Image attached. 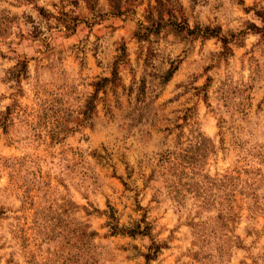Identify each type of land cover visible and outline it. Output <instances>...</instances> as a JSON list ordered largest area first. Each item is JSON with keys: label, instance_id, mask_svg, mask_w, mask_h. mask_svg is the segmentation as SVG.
<instances>
[{"label": "rangeland", "instance_id": "374dc122", "mask_svg": "<svg viewBox=\"0 0 264 264\" xmlns=\"http://www.w3.org/2000/svg\"><path fill=\"white\" fill-rule=\"evenodd\" d=\"M72 3L79 7L78 0ZM29 4L45 20L57 21L55 26L48 25L49 32L57 35L40 39L42 33L25 36L21 30L20 44L26 39L39 41V57L18 54L16 68L9 70L11 76L4 81L14 80L18 87L12 105L0 114V264H264V130L259 120L247 118L249 112L257 116L264 112V95L253 104L254 88L247 89L248 103L237 109L244 113L243 123L236 124L234 117L232 123L220 117L217 140L203 133L189 134L192 125L199 122L201 109L211 108L215 73L223 72L233 58L238 64L258 63L256 54L241 56L239 47L234 46L218 57L210 55L209 66L200 69L204 87L193 91L189 98L192 106L182 119L175 123L169 116L159 119L148 140L142 141L147 146L151 138L164 135L165 142L173 144L163 154L157 153L149 161L155 167L146 170L139 157L137 167L130 163L135 145L127 144L130 135L117 136L123 130L117 124L115 108L109 109L112 118L107 124L90 120L100 121L105 116L104 108L121 91L127 77L136 80L146 72L143 57L147 37L137 41L133 34L139 23L143 24L137 19L140 9L152 14L151 0H126L122 14L103 15L92 21L69 16L56 3L51 6L60 15L47 12L35 0H14L12 7L22 9ZM22 22L34 23L27 13L0 12V38L6 40ZM81 24L87 35L78 45H69L67 52L54 47L55 41L77 37ZM220 31L222 28L200 33L198 29L193 34V54L197 45L210 43ZM106 41L120 52V46H125V52L114 63L107 58ZM8 46L16 53L11 44ZM54 55L57 63L65 65L60 72L62 83L26 92L29 65L36 61L55 72ZM0 58L12 59L4 53ZM70 66L79 69L78 76H87L82 83L94 90L90 98L80 94L87 103L79 109L68 106L79 91V85L68 80ZM184 70L185 63L181 62L168 77L161 95H167L172 81ZM142 85L147 96L151 85L146 75ZM123 99L120 97L121 102ZM164 108L167 110L168 104ZM213 115L214 110L209 118ZM120 139L125 140L123 146ZM155 184H162L168 199L182 209L191 206L188 216L178 218L177 225L160 243L150 235L154 225L133 236L112 233L110 223L119 229L125 215L129 222L136 223L137 213L142 221L158 213V207L153 206L167 202L158 195H152L147 207L141 202ZM84 187L88 190L81 191ZM166 215L167 210L155 217L156 222ZM193 215L195 219L190 218ZM142 235H149L153 241L147 252L139 243Z\"/></svg>", "mask_w": 264, "mask_h": 264}, {"label": "clouds", "instance_id": "9594fccd", "mask_svg": "<svg viewBox=\"0 0 264 264\" xmlns=\"http://www.w3.org/2000/svg\"><path fill=\"white\" fill-rule=\"evenodd\" d=\"M14 0H0V12H7L9 15L13 13H27L32 17L34 23L22 22L20 27L14 29V32L6 40L0 38V53H4L12 59L0 58V114L6 113L13 103L14 93L17 85L14 80L8 83L4 81L11 76L10 69H15L18 63L19 55L27 54L28 57L37 56V51L41 45L39 41L33 43L31 40H25L19 43V33L21 30L25 36L31 33H42L40 39L57 35L55 32H49V23L53 26L57 21L52 19L45 20L40 13L31 4L24 8H13ZM36 4L44 8L47 12L60 15L58 9L51 5L56 3L63 8V11L69 16H80L83 19L95 20L103 15L115 14L118 9L126 10V0H78L79 7H76L72 0H35ZM152 2V20H145V11L140 9L137 19L143 20L142 35L147 37L146 48L144 51V61L147 66L146 72H142L139 79L133 80L131 76L127 77L122 86L121 91L114 95L104 108L105 116L100 121H91L90 123L107 124L112 118L110 108H115L117 124L121 126L122 132L117 133L118 137L130 135L132 139L127 140V144L135 145L131 154L130 163L133 167L138 165V157L143 159L145 169L155 167L149 161L156 157L157 153L163 154L173 147L171 141L165 142L164 135H158L151 138L150 143L145 146L142 141L148 140V134L152 131V126L161 118L169 116L172 122L182 119L185 110L192 105L189 98L195 89H203L205 80L200 79L203 73L201 67L209 66V57H218L227 49L236 46L240 49L241 56L248 53L250 56L256 54L258 63L244 64L242 61L237 63V59L233 58L229 65H226L223 72L215 73L216 82L212 88V105L211 108L201 109L198 115V123H194L189 130V134L196 136L203 133L204 136H211L213 140L218 137L215 134L219 129L216 127L220 117H224L232 123L235 118L236 124L243 123V112L237 109H243L248 103L246 96L249 94L246 90L250 87L254 88L251 93L253 96L252 103L258 104L260 97L264 95V0H151ZM164 13L163 23L166 27L160 30L159 35L154 31L149 32L152 23L161 21V13ZM187 23V27L183 31H178L177 26H183ZM84 25L81 24L79 35L70 41H55L54 47L63 48L67 52L69 45H78L79 41L87 35L83 31ZM218 28L222 31L216 35L208 44H200L196 46L195 54H193L192 40L195 38L193 34L197 33H214ZM98 29L97 31H99ZM117 33V37H119ZM109 45L108 59L113 63L118 59L122 52L117 51L111 46V41H106ZM11 48L16 49L13 53ZM19 44V46H17ZM92 43L89 42V50ZM19 54V55H18ZM52 62L56 63V71L49 72L44 65H39L33 61L28 68L29 78L24 82L26 92H33L38 89L48 87L52 84L62 83L60 72L65 67L63 64L57 63V56L52 57ZM185 63V70L172 81V85L167 89V95H161L165 92V83L173 72V70L181 64ZM79 69L76 66L68 67V80L70 83L79 85L77 99L68 102V106L74 109L85 107L87 101L84 97H93L94 90L84 86L82 81L87 80V76H78ZM144 75L149 78L148 95L145 96L142 80ZM111 78V77H109ZM235 91V95L226 96V92ZM84 93V97H81ZM11 97V98H10ZM120 97H123L121 102ZM157 97H160L157 99ZM180 99H177V98ZM168 104L167 110L164 105ZM227 107H224V105ZM214 110V115L209 118V112ZM247 118L253 122L259 120L260 129L264 130V112H260L259 116L252 112L247 113ZM115 127V126H113ZM247 127H253L248 125ZM213 131H209V129ZM110 131L111 129H105ZM253 130H255L253 128ZM2 131V129H0ZM247 131V128L245 129ZM247 138V137H245ZM111 141V137L109 138ZM124 139H120L119 144L123 146ZM264 143V138H261ZM146 154V155H145ZM207 171V169H205ZM143 187V185H141ZM157 188H161L158 193ZM88 188H81V191H87ZM158 195L161 200L167 202L162 203L158 207V213L150 214L147 221H142L139 213L135 216L136 223L129 222L127 216L121 220L119 227L122 230L135 229L137 223L141 233L150 225L151 236L157 237V243L162 242L168 236V230L177 225L178 218L188 216L191 209H182L175 201L168 199L167 194L163 191L162 184H155L148 195L147 199H142V203L147 207L152 195ZM95 201L96 197L92 198ZM84 203V201H81ZM103 207V205H100ZM167 215L156 222L155 217L164 213ZM195 219L193 215L190 217ZM166 226V227H165ZM108 231V229H105ZM187 231L183 229L182 232ZM163 235H160V233ZM132 243V242H130ZM139 243L144 252L152 245L153 241L149 235H142Z\"/></svg>", "mask_w": 264, "mask_h": 264}, {"label": "trees", "instance_id": "16d2710c", "mask_svg": "<svg viewBox=\"0 0 264 264\" xmlns=\"http://www.w3.org/2000/svg\"><path fill=\"white\" fill-rule=\"evenodd\" d=\"M122 14V10L118 9L117 12L115 14H111L113 16H117V15H120ZM145 17V20H149L151 21L152 20V14L150 11L147 12V14L144 16ZM65 24V27H68L71 29L72 26H69V24H67L65 21L63 22ZM161 26H166L164 23H163V17L161 15V21L159 23H156V22H153L152 23V28L151 30L149 29L148 31H154L156 34L158 33V30ZM173 27H176L178 29V31H183L184 28H186V24H184L183 26H177V25H172ZM64 27V26H63ZM143 27L144 25L139 23L136 31L134 32L133 36L135 37V39L137 41H140V40H143V39H146L145 36L142 35V30H143ZM204 36V35H203ZM227 49V48H226ZM120 50L122 52V54L125 52V46H123V44L120 46ZM111 220H115L114 217L112 215L108 216ZM109 228L111 229V232L112 233H116V232H119V233H126L128 235H136V234H143L140 232L139 230V227L137 225V227L135 229H128V230H122L121 228H117V224L115 223H110L109 225Z\"/></svg>", "mask_w": 264, "mask_h": 264}]
</instances>
